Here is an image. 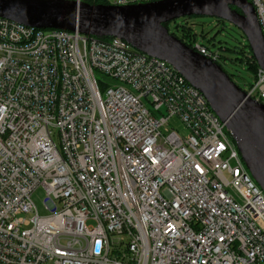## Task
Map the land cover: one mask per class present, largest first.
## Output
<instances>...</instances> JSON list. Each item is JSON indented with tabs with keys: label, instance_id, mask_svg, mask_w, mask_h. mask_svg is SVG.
<instances>
[{
	"label": "built area",
	"instance_id": "1",
	"mask_svg": "<svg viewBox=\"0 0 264 264\" xmlns=\"http://www.w3.org/2000/svg\"><path fill=\"white\" fill-rule=\"evenodd\" d=\"M249 1L264 33V0ZM185 44L227 62L199 33ZM243 90L264 103L263 68ZM0 264H264V189L169 62L0 16Z\"/></svg>",
	"mask_w": 264,
	"mask_h": 264
},
{
	"label": "water",
	"instance_id": "2",
	"mask_svg": "<svg viewBox=\"0 0 264 264\" xmlns=\"http://www.w3.org/2000/svg\"><path fill=\"white\" fill-rule=\"evenodd\" d=\"M193 15L214 16L236 25L264 69V33L249 0H158L129 5L0 0L1 17L36 28L120 37L169 62L208 98L253 178L264 189V103L249 97L219 64L190 48L165 25Z\"/></svg>",
	"mask_w": 264,
	"mask_h": 264
},
{
	"label": "rangeland",
	"instance_id": "3",
	"mask_svg": "<svg viewBox=\"0 0 264 264\" xmlns=\"http://www.w3.org/2000/svg\"><path fill=\"white\" fill-rule=\"evenodd\" d=\"M181 21L180 18L176 19ZM190 22L194 24V30L199 33V39L208 43V39H212L216 47H219V42L222 44H227L228 46H241L249 44L248 39L245 34L231 22L219 19L214 16H195L190 19ZM170 23V22H169ZM168 23V24H169ZM172 25H169L170 33L174 32L175 26L174 21L171 22ZM204 33L206 38H203L200 34ZM177 34L182 35L181 31H178ZM222 41V42H221ZM214 46L212 43H208ZM223 69L230 75L232 80L242 89H249L254 83V77L252 73L247 69L246 64L236 61H231L227 58V62L223 63ZM97 77L100 80H106L111 83L113 80L103 74L97 73ZM148 107L153 111V105L148 102ZM156 115L160 116L161 113L153 111ZM169 127L179 130L180 132H187L184 123L178 116H174L170 119ZM47 195L46 189L44 186H39L32 194L33 202L35 203L38 211L41 215L47 214L50 211L46 208L45 197Z\"/></svg>",
	"mask_w": 264,
	"mask_h": 264
},
{
	"label": "trees",
	"instance_id": "4",
	"mask_svg": "<svg viewBox=\"0 0 264 264\" xmlns=\"http://www.w3.org/2000/svg\"><path fill=\"white\" fill-rule=\"evenodd\" d=\"M195 16L196 15L182 17L180 18L181 21L174 20V26L176 30L171 33L177 36L181 41L185 43L196 39V36L198 33L195 32L192 26L193 23L190 22V19ZM165 25L170 29L168 23H165ZM178 31H181L182 35L177 34ZM200 35L203 38H206V35L204 33ZM208 43H212L213 45H216L214 42H212V39H208ZM219 44H220L219 47L224 50V53H223L224 58H228V59H231V61H236V62L238 61V62L246 64L247 69L252 73L254 79L256 78L260 66L255 56L253 55V52L249 44H245L241 46L239 45L228 46L227 44L225 45L220 42Z\"/></svg>",
	"mask_w": 264,
	"mask_h": 264
},
{
	"label": "flooded vegetation",
	"instance_id": "5",
	"mask_svg": "<svg viewBox=\"0 0 264 264\" xmlns=\"http://www.w3.org/2000/svg\"><path fill=\"white\" fill-rule=\"evenodd\" d=\"M169 25H172L171 22L169 23Z\"/></svg>",
	"mask_w": 264,
	"mask_h": 264
}]
</instances>
